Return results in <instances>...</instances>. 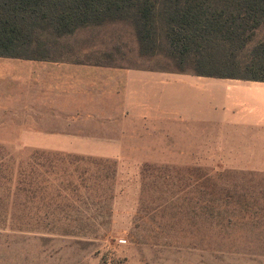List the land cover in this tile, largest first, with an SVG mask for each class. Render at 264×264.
I'll return each instance as SVG.
<instances>
[{"label":"rangeland","instance_id":"374dc122","mask_svg":"<svg viewBox=\"0 0 264 264\" xmlns=\"http://www.w3.org/2000/svg\"><path fill=\"white\" fill-rule=\"evenodd\" d=\"M58 46L54 56L75 61L178 69L165 49L142 55L127 23L80 29ZM240 58L249 61V50ZM137 127L118 148L0 146V162L22 169L10 204L0 202V264H264V171L244 162L241 142L221 139L218 125ZM47 154L103 164L55 181L49 172L59 169Z\"/></svg>","mask_w":264,"mask_h":264},{"label":"crops","instance_id":"0c3cea01","mask_svg":"<svg viewBox=\"0 0 264 264\" xmlns=\"http://www.w3.org/2000/svg\"><path fill=\"white\" fill-rule=\"evenodd\" d=\"M164 120L218 125L264 171V82L0 58V140L16 142L2 147H124L137 125Z\"/></svg>","mask_w":264,"mask_h":264},{"label":"trees","instance_id":"16d2710c","mask_svg":"<svg viewBox=\"0 0 264 264\" xmlns=\"http://www.w3.org/2000/svg\"><path fill=\"white\" fill-rule=\"evenodd\" d=\"M114 23L132 26L142 55L165 49L178 66L171 73L264 82V40L257 41L264 31V0H0V58L80 63L54 56L61 40ZM248 50L250 59L243 61L240 56ZM46 156L59 169L49 172L55 181L59 174L70 177L80 167L103 164L75 155ZM17 166L0 162V185L6 190L0 202L8 205L14 180L22 174ZM2 221L0 209V227Z\"/></svg>","mask_w":264,"mask_h":264}]
</instances>
